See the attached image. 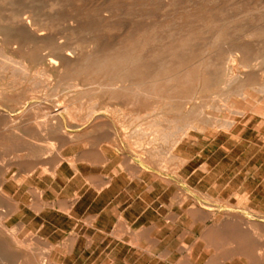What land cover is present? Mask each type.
<instances>
[{"label":"rangeland","instance_id":"obj_1","mask_svg":"<svg viewBox=\"0 0 264 264\" xmlns=\"http://www.w3.org/2000/svg\"><path fill=\"white\" fill-rule=\"evenodd\" d=\"M107 1L70 0L66 5H69V9L65 6L62 9L64 12L61 11L63 14L75 11L80 17L86 14L87 16L90 15L91 20L97 25H101V18L98 17L99 13L109 17L111 27L108 32L111 31V33L107 36L105 49L116 45L128 31L127 28L124 32L118 33L117 26L114 24L127 12L126 9L120 10L117 7L126 8L131 0ZM212 1H206L209 2L208 5L211 8L213 3L210 4V2ZM228 1L233 10L234 21H232V28L227 33L224 41L211 45L217 36L216 32L211 30L204 32L203 37H199L196 44L198 50L196 52L199 55L194 61L198 63L201 60L213 57L216 61L214 70L217 72V81L214 80L213 86L205 91L195 93L192 97H189L190 99L187 97L186 99H174L172 101L174 104L172 113L178 119L180 117L178 121L186 118L192 119L193 123L190 125L191 127L188 126L185 128L186 130L184 129L185 132L183 130L179 134L175 127V131L173 128L168 129L169 135L167 137L163 135V125H159L161 110L150 105L148 101L134 102L128 97L115 99L111 96L109 87L106 86L96 90L90 82L79 78H71L68 74L62 75L59 70L57 72L59 77L44 74L41 65L28 63L21 59L18 54L9 51L5 43L0 42V55L2 57L7 55V58H0L3 59L0 61V67L2 68L0 69V90L8 95L6 99L0 100V110L10 115L11 118L17 116L20 111H28V114H32L34 111L32 115L35 118L33 117L30 120L32 124L35 123V119L39 120V118L54 121L53 116L50 114L52 110L55 112L60 111L61 115L57 116V120L59 118L62 120V128L57 129V179L54 182L49 183L46 177L40 178L39 171H36L27 180V183L18 185L11 179L12 173L19 176L25 175L26 170H20V167L15 164L5 173L7 178L5 190L20 205V211L8 219L7 226L13 233L15 232V236L23 243L18 246L13 244L14 247L18 248L21 257L27 258L26 260L32 264H44L47 259H52L57 264H256L258 261L264 262V258H244L242 256L223 258L222 256V253L232 244L235 245L243 240L249 242L248 239L242 238V236H236L230 232L224 233V231H230V228L240 225L246 230L259 234L263 232L264 234V92H262L264 91V0ZM240 1L241 3H239ZM115 2L120 3L116 4ZM156 2L154 10L162 16L161 19H170L178 11L177 9L186 7L192 1L156 0ZM113 6L115 9H113ZM161 9L162 11H160ZM16 11H20L22 16L27 14L25 8L15 7L10 0H0V23L10 24L15 18ZM91 11H95V13H91ZM168 14L170 15L168 16ZM116 15H119V19ZM64 19L57 20V42L79 44L81 50L86 52L88 43H86L84 31L81 32L80 40L77 38L70 40L71 35L63 29L64 25L68 24L70 20L66 21V18ZM113 26L115 27L112 28ZM108 43L110 44L108 45ZM246 45L250 46V49L243 51L241 47ZM206 47L209 48L208 52L203 51ZM229 56L242 57V60L231 63ZM4 60L7 63H4ZM9 60H12V63ZM3 63L4 66H2ZM19 63L22 64L21 67ZM23 65H25L28 72L23 70ZM241 71H245V73L243 74ZM247 71L251 72L248 73ZM234 79H237V81H234ZM261 80L263 82H260ZM242 81L247 82V84L239 90L240 84L238 82L241 83ZM254 85L256 86L252 87ZM33 89H38L41 92L39 98L31 99L28 97L29 92ZM52 89H55V93ZM229 90H231V93ZM62 98L64 99L61 101ZM31 105L33 109L29 110L28 108H32ZM63 105H68L65 112L60 110ZM220 105L221 107H219ZM234 107L236 109H233ZM94 108L97 111H92ZM186 109L188 110L186 111ZM241 110L242 112H240ZM54 111H52V114L55 113ZM136 114L137 116H135ZM107 115L109 117H103ZM155 115H158V117L156 116L157 119ZM201 116L203 118H200ZM101 120H107L108 125H99L98 121ZM123 120L126 121L123 122ZM72 121L74 124L71 123ZM230 122L233 123L231 126L229 125ZM149 125H152L150 129ZM128 127L130 128L128 129ZM133 127H137L136 130ZM138 129L142 131H138ZM29 134L31 133L11 134L9 137L5 135L4 138L3 135H0L1 154H5V158L8 157V160L11 161L25 158L21 155L27 151L26 148L36 142L41 144V141L35 138L36 136L34 137L32 134L30 136ZM69 134H72V137ZM37 137L40 138V136ZM149 137L153 138L150 139ZM158 138L160 139L159 142H157ZM164 139L166 140L162 143ZM138 141H142V144ZM151 146L155 147V150L151 149ZM10 154L11 156H9ZM178 160L181 162H178ZM137 167L140 169L138 170ZM60 171L63 176H61ZM111 179L117 180L115 186L122 190L121 195L124 199H135L139 206L136 211L119 208L117 215L121 216L120 213H124L130 223L126 226L127 228L124 225H116L112 231L113 221L111 218V221H108L109 218L105 215L99 217L94 228H90L86 222H88L89 217L94 218L96 216L98 209L89 208L86 210V205L95 196V192L86 188L96 184L100 186V182L106 183ZM28 187H38L44 190V199L48 202H52L57 198V209L45 208L40 213L31 210L28 204L32 202L33 196L28 192ZM51 188H55L56 192H53ZM199 192L202 194L199 195ZM73 196H77V200H79L70 217L61 211L67 209L65 201ZM109 197L108 193L102 194L104 201L108 200ZM237 217L241 219L238 220ZM20 222H23V224L19 228L17 227L18 229L13 228ZM104 227H107V229L103 230ZM258 227L262 228L259 229ZM35 235L40 238H34ZM31 237L34 240L30 239ZM45 239L48 240V244ZM250 240L252 241V239ZM49 244L54 247L50 253ZM48 254L50 258H47ZM14 258L16 257L11 256L10 259H4V256L0 255V264H3L1 262L6 263V261L9 264H12V262L13 264H20L25 260V258H17V260Z\"/></svg>","mask_w":264,"mask_h":264},{"label":"bare ground","instance_id":"obj_2","mask_svg":"<svg viewBox=\"0 0 264 264\" xmlns=\"http://www.w3.org/2000/svg\"><path fill=\"white\" fill-rule=\"evenodd\" d=\"M10 1L14 4L15 7L17 6L19 8H21V7L25 8L27 14H24L22 16V13L20 11H16L15 15H14L15 18L13 19V21L10 24L4 25V24L0 23V42L5 43L8 46L9 51H11L12 53L18 54V56H20L21 59L27 61L30 64L41 65L44 74L47 73L49 75H57V72L59 70V73L62 75L68 74L71 78H77V79L79 78L81 80H86L87 82H90V84L93 85L96 88V90L97 89L99 90V89L106 87V86L109 87L111 96L115 99H119L122 97H125V98L128 97L134 102L148 101L150 103V105L161 110V114L159 116V125H163V128H164L163 129V135L165 137H167L169 135L168 129L173 128V130H174V127H175V128H177L175 130H178V134H179V132H182L185 128H187L188 126H190L193 123L192 119H186V118L183 120L181 119V121H178L180 119V117L178 119L172 113V110L174 107V104L172 101H174V99L182 100V99H186L187 97L188 98L192 97L195 93L205 91V90L209 89L211 86H213L214 80L217 81L216 80L217 79V72L214 70V67L216 66V61L214 60L213 57L206 58L204 60H201L198 63H196L194 61L199 55L197 53L198 50L196 48V44L198 43V38L203 37L202 35L204 32H209L211 30H214L216 32L217 36L215 38V41H213V43H211V45H214L215 43L220 42V41H224L227 33L232 28V21H234V18L232 16L233 10H232L231 4L229 3L228 0H213V1L211 0L212 2H210V4L211 3L214 4V6L212 4V8L208 5L209 2L208 3L206 2L208 0H191L192 2H189V4H187L186 7H184V8H186L185 10H183L184 8H182V7L177 9L178 11H176V13L172 17L170 16L171 17L170 19H161L162 16L159 15V13L154 10V7H156V3L161 2V1L156 2V0H140V1L131 0L130 2H128L129 6L126 5V8H124V7L121 8L119 6L117 7L120 10L126 9L127 12H125V14L120 17V19H119V15L121 13L118 16L116 15V17H118L119 20L116 22L114 21L115 22L114 25L117 26L116 29H117L118 33L124 32L125 29L127 30V28H128V31H126V34L124 35V37L120 41H118V43L116 45L111 46L109 49H105L104 45L106 44L107 36L109 33H111V31L108 32L110 30L109 28L111 27V24H110L111 20L109 19V17H105L104 15L99 13L98 17L101 18V20H100L101 25L100 24L97 25V23H94L91 20L90 15L87 16V14L85 16H82V17L78 16V14L75 11L73 13L63 14L61 11H63L62 9L70 2V0H10ZM174 1L175 0H173V2ZM78 2H80V1H78ZM110 3H112V2H110ZM119 3L120 2H118L116 4H119ZM176 3H178V1H176ZM239 3H241V1ZM103 4H104V2H103ZM162 5H163V3H162ZM68 6H66V7L68 8ZM103 6H105V5H103ZM107 8H108V4H107ZM128 8H129V10H128ZM103 9H105V8H103ZM113 9H115V7ZM213 9H214V11H213ZM160 11H162V9ZM92 12L93 11H91V13ZM165 12H166V10H165ZM84 13H86V12H84ZM93 13H95V11ZM62 15H65V16H62ZM169 15L170 14H168V16ZM64 18H66V21L68 19L70 20V22H68V24H65V25L63 24L64 25V28H63L64 31L69 32V34L71 35L70 40L73 38L74 39L77 38L80 40L81 32L84 31L86 41H87L86 43H88V49L86 50V52H83L81 50L79 44L73 45L72 42L71 43L70 42H65V43L64 42L63 43L57 42V39H58L57 38V35H58V33H57V20L58 19L59 20L64 19ZM93 20H94V18H93ZM106 23H107V26H106ZM115 26H113L112 28H114ZM58 32H60V31H58ZM114 35H116V34H114ZM111 39H112V37H111ZM108 41H110V40H108ZM76 43H78V42H76ZM109 44L110 43H108V45ZM241 48L243 49V51L244 50L248 51L250 49V46L248 47L246 45V46H242ZM208 50H209V48L206 47L203 51L208 52ZM3 57L0 55V58H3ZM5 57L7 58V55ZM2 60L0 59V61H2ZM5 60H7V59H5ZM5 60H4V63L6 62ZM230 60H231V63H237V62H239V60L240 61L242 60V57L234 56V57H230ZM15 61H17V60H15ZM9 62L12 63V60L11 61L9 60ZM4 63L2 66H4ZM228 63H229V61H228ZM15 64H16V62H15ZM21 65L22 64H20V67H21ZM234 65H236V64H234ZM255 67H258V66H255ZM15 68L18 69L17 67H15ZM22 68H23V70L27 71L25 65H23ZM241 68H242V66H241ZM245 68H246V66H245ZM0 69H2V68L0 67ZM246 70H248V69H246ZM250 72H248V73H250ZM221 73H223V72H221ZM242 73L244 74L245 71ZM22 74H24V73H22ZM233 74H235V73H233ZM70 77H68V78H70ZM227 77H228V75H227ZM11 78H13V77H11ZM14 79H15V76H14ZM235 80L237 81V79H234V81ZM12 81H13V79H12ZM260 82H263V81L261 80ZM238 84H240L239 85V90H240V89H243L245 87L247 82L242 81L241 83L238 82ZM81 85H82V82H81ZM255 86L256 85H254L252 87H255ZM227 87H228V83H227ZM257 87H258V85H257ZM234 89H236V88H234ZM52 90L54 91L55 89H52ZM230 91L231 90H229V92ZM262 92H264V91H262ZM40 93L41 92H39L38 89H33L29 92L28 97L31 99L39 98ZM54 93H55V91H54ZM248 93H250V92H248ZM227 94H226V96H227ZM44 96L46 98L45 94H44ZM214 96H216V95H214ZM7 97H8V95L4 91L0 90V100H4ZM63 97H65V96L63 95ZM243 97H245V96H243ZM52 98H54V97H52ZM91 98H92V96H91ZM63 99L64 98H62L61 101ZM40 100L42 101L43 99H40ZM93 101H94V99H93ZM124 102H126V101H124ZM56 104H57V102H56ZM228 104L230 105V103H228ZM22 105H23V103H22ZM224 105H226V104H224ZM69 106H70V104H69ZM194 106H196V105H194ZM231 106H232V104H231ZM24 107H25V105H24ZM31 107H32V105H31ZM38 107H39V105H38ZM219 107H221V105ZM34 108H36V107H34ZM67 108H68V105H63L60 107V110H63L65 112L67 110ZM28 109L29 110L33 109V107L28 108ZM195 109H196V107H195ZM233 109H236V108L234 107ZM6 110H8V109H6ZM95 110L96 109L94 108L92 111H95ZM187 110L188 109H186V111ZM198 110H200V109H198ZM52 111H54V110H52ZM52 111L50 114L53 116L52 118L54 119V121H51V119H47V118H43V119L39 118V120L35 119V121H34L35 123L32 124V123H30V120L33 117L35 118V116L32 115L34 111L32 112V114H30V113L28 114V111H20V112L18 111L19 114L15 117L11 118L10 115H8L5 112H2L0 110V135H3V138L5 135L9 137L11 134L16 135L19 133L28 132V133H31L32 135H34V137L36 136L35 138L37 140L41 141L40 142L41 144H39L37 142L34 143V140H33L34 144L32 146H30L29 148H26L27 151L25 153L21 152V153H23V155H21V157H25V158L19 159L18 161L8 160V157L6 159L5 154H3L4 155L3 156L0 152V175H1L0 176V255H3L4 259L5 258L10 259L11 256L16 257V258H14L16 260H17V258H25V257H21L20 256L21 254L19 253L18 248L13 246V244H15V246H18L20 244L22 245L23 244L22 241L19 240L15 236V234H14L15 232L13 233V231H11L7 226L8 219L20 211V205H19V202L5 190V183L7 182V178L5 177V173L8 172L9 168L14 164L18 165L20 167V170H23V171L26 170L25 175L19 176L16 173H14V174L12 173L11 179L14 181V183H16L18 185H22V184L27 183V180H29L30 177H32L36 171H39V177L40 178L46 177V179L49 183L54 182L57 179V129L62 128V120L60 118L57 120V116L59 117L61 115L60 111H57V112L54 111L55 112L54 114H52L53 113ZM135 111H136V109H135ZM193 112H195V111H193ZM240 112H242V110ZM243 112H244V110H243ZM198 113H199V111H198ZM69 114H71V113H69ZM44 115H46V114H44ZM103 115H104V113H103ZM192 115H194V114H192ZM46 116L48 117V115H46ZM135 116H137V114ZM156 116L158 117V115H155V117ZM202 116L200 118H203ZM49 117L51 118V116H49ZM69 117H71V115H69ZM100 117H102V116H100ZM103 117L105 118V117H109V116L107 115V116H103ZM132 117H134V116H132ZM157 117H156V119H157ZM63 118H64V116H63ZM223 118L225 119V117H223ZM121 119H123V118H121ZM134 119L136 120V118H134ZM147 119H148V117H147ZM111 120H112V118H111ZM208 120H210V119H208ZM63 121H65V120L63 119ZM88 121H90V120H88ZM125 121L123 120V122H125ZM148 121H150V120H148ZM151 121H152V119H151ZM229 121H231V120H229ZM71 123L74 124L73 121ZM120 123H121V121H120ZM98 124L99 125H108V122H107V120H101V121H98ZM117 124H119V123H117ZM210 124H212V123H210ZM232 124L233 123L230 122L229 125L231 126ZM65 125L67 126V124H65ZM115 126H116V124H115ZM135 126H137V125H135ZM151 126L149 125V129ZM129 128L130 127H128V129ZM135 128H137V127H135ZM134 129H133V131H134ZM141 129H142V127H141ZM145 129H146V127H145ZM201 129H200V131H201ZM123 130H124V128H123ZM185 130H184V132H185ZM138 131H142V130L138 129ZM107 132H109V131H107ZM107 132H104V133H107ZM66 133H68V132H66ZM31 134H29V135L31 136ZM138 134H136V135H138ZM174 134H176V133H174ZM181 134L184 135L183 133H181ZM69 135H67V136H69ZM83 135H85V134H83ZM160 135H162V134H160ZM37 136H40V138H38ZM174 136H176V135H174ZM180 136H179V138H180ZM11 137H10V139H11ZM78 138H77V141H78ZM151 138H153V137H151ZM160 138H161V136H160ZM122 139H124V138H122ZM16 140L18 141V139H16ZM101 140H102V138H101ZM159 140L160 139L158 138V141L157 140L156 141L159 142ZM165 140L166 139H164V141H162V143H164ZM28 141H29V139H28ZM149 141H151V140H149ZM152 141H153V139H152ZM175 141H178V140H175ZM30 142H31V140H30ZM133 142H136V141H133ZM141 142H139V143H141ZM8 143H9V141H8ZM133 145H135V144H133ZM170 145H172V144H170ZM9 146H10V144H9ZM136 146H137V144H136ZM145 147H147V146H145ZM152 148L153 147L151 146V149ZM22 150H24V149H22ZM14 151H15V149H14ZM152 153H154V151H152ZM146 154H147V152H146ZM9 156H11V154ZM19 156H20V154H19ZM11 159H12V157H11ZM178 159H179V157H178ZM178 162H181V161L178 160ZM59 164H60V162H59ZM139 169L140 168H138V170ZM77 170H78V168H77ZM171 171H173V170H171ZM79 172H80V170H79ZM79 172H77V173H79ZM168 174H170V173H168ZM163 180L165 181V178H163ZM180 180H181V178H180ZM176 181H177V179H176ZM185 182L187 183V181H185ZM106 183L100 182V185L101 186L103 185V187H104V184H106ZM51 189L53 192H56L55 188H51ZM28 192L33 196V200L31 198L32 202L28 205L31 208V210L35 211L36 213H40L45 208H50L53 210L57 209V198L52 202L46 201L44 199V192H45L44 190H41L38 187H28ZM75 194H76V192H75ZM198 194L200 195L202 193L199 192ZM56 196H57V194H56ZM209 196H211V195H209ZM206 197H208V196H206ZM242 197L244 198V196H242ZM75 200H77V196H73L69 200L65 201V206L67 209H65L64 211L67 214H71L70 213V210L72 209L71 206H72V204H74ZM197 203H198V201H197ZM205 204H203V205L205 206ZM211 204H213V203H211ZM241 204H243V203H241ZM208 207H210V206H208ZM248 207H249V204H248ZM206 209H208V208H206ZM215 209H213V210H215ZM194 210H193V212H194ZM115 211H116V209H115ZM195 213H196V211H195ZM236 215H237V213H236ZM117 218H118L117 219V225H119V226L124 225L126 227V223L124 221V218H122L121 216H118ZM210 218H211V216H210ZM220 219H222V218H220ZM240 219L238 218V220H240ZM251 221H254V220H251ZM94 222H95V219L89 217L88 222H86V223L89 226H93ZM249 223H250V221H249ZM256 223H257V221H256ZM21 224H23V222L18 223L13 228H17V227L19 228L21 226ZM204 225H205V223H204ZM261 228H259V229H261ZM119 229H121V228H119ZM203 229H204V226H203ZM228 232H230L231 234L236 235V236H242V238L248 239L249 242H244V240H243L242 242H238L235 245H233L231 243L232 246L229 247L228 249H226L222 253L223 258H234L235 256H238V257L242 256L244 258H246V257H248V258H260V259L264 258V234H263V232H262V234H259L257 232H253L251 230L249 231L248 229L246 230V228L245 229L242 228L240 225L230 228V231H228V230L224 231V233H228ZM116 233H117V231H116ZM34 238L39 239L40 237L35 235ZM30 239H32V237ZM250 239H252V241ZM32 240H34V239H32ZM45 241L47 244L49 243L47 239H45ZM205 242H206V240H205ZM129 243H131V242H129ZM27 244H30V243H27ZM38 244H39V241H38ZM47 244H45V245H47ZM24 245H25V243H24ZM45 247H48V246H45ZM53 249H54V247L52 245H50L49 253ZM45 256H46V253H45ZM28 257H30V256H28ZM33 258H34V256H33ZM47 258H50L49 254L47 255ZM26 259L27 258H25V260H23V261L20 259L22 261L20 264H32L31 262H28ZM12 261H8V262H12ZM1 263L9 264V263H7V261H6V263L5 262H1ZM12 264H13V262H12ZM44 264H57V263L52 259H47L46 261H44ZM256 264H264V262L258 261Z\"/></svg>","mask_w":264,"mask_h":264},{"label":"crops","instance_id":"obj_3","mask_svg":"<svg viewBox=\"0 0 264 264\" xmlns=\"http://www.w3.org/2000/svg\"><path fill=\"white\" fill-rule=\"evenodd\" d=\"M60 173H61V171H60ZM61 175L63 176V173H61ZM109 182L104 184V187H103V185L98 186V184H96V185H90L89 188H86L88 190L95 192V196L92 199V201L88 205H86V208H87L86 210H88L89 208H93V209L97 208L98 209L96 216L93 218V219H95L94 225L90 226L91 228L95 227V223H97L100 216L105 215L106 217L109 218L108 221H111V219H112V221H113L112 224L114 225V226H112V230H114L116 225H117V219H118L117 214L119 213V208L122 207L125 210L131 209V210L136 211L138 206H139V204L136 202L135 199H126V198L124 199V197L121 195L122 190L118 189L117 186H115V184L117 183L116 179H114V180L111 179ZM103 193H108L110 195L108 200H106V201L103 200V198H102ZM78 200H75L74 204H72V206H71L72 209L70 208L71 214H72V210L74 209ZM114 208L116 209V211ZM61 212L65 213L66 215H68L70 217L72 216L71 214H67L65 211H61ZM120 214H121V217L124 218L126 226H128V224H130V223L127 220V218L124 216V213H120ZM105 229H107V227H104L103 230H105ZM101 232L106 233L104 231H101Z\"/></svg>","mask_w":264,"mask_h":264}]
</instances>
